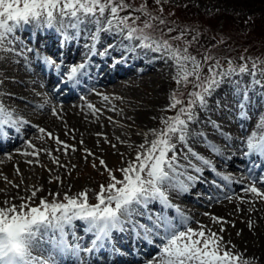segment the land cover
<instances>
[{"label":"bare ground","instance_id":"bare-ground-1","mask_svg":"<svg viewBox=\"0 0 264 264\" xmlns=\"http://www.w3.org/2000/svg\"><path fill=\"white\" fill-rule=\"evenodd\" d=\"M73 20L77 24L83 22L80 12L74 14ZM84 21L85 27H88L90 32L92 22L88 19ZM66 23L67 40L64 43H57L62 41L63 37L56 27L55 31L45 30L44 33L47 37V41H44L45 48L53 46V52H56L57 48V58L62 61L60 74L64 81L59 88L66 86L64 95H59L58 90L55 89L59 82L57 78L60 75L55 76L50 73L47 79L38 75L43 72L41 66L43 56L38 57L37 61L32 63L22 52L18 53V48L11 41L0 39V125L7 128V136L5 135L3 140L0 131V172L4 171L1 178L5 177V182L0 183V234L3 231V221L20 204L32 198H41L49 192L64 189L63 177L56 184H48L42 172L30 180L32 184L30 182L25 185L21 184L16 178L18 174L29 175L33 168L31 166L33 161L41 159L48 164L47 177L62 175L65 151H59L54 146H44L43 141L41 142L42 136L51 138L58 145L69 140L80 141L83 138L97 137L100 132L106 131L107 126L105 116L103 117L96 111V108L99 110V107L103 105L106 107L104 109L106 113L115 118V120L111 119L113 129L109 128V132H113L114 135H118V132H127L130 138V134L134 135L139 132V128H136L139 126L146 131L139 132L142 140H145L152 130L153 123L145 119L154 111L153 108L152 110L145 109L143 112L139 111L136 115L121 114L111 110L112 104L108 102L106 96L109 95L112 82L123 81V77L127 78L129 74L135 75L133 72L136 64L144 66L140 70L142 75L153 71V67L157 68V64L170 62L168 56L164 57V54L159 52L150 54V50H141L140 47H135V50L129 53L122 50L121 46H117L118 40L116 39L113 50L120 58L114 65L111 66L106 62V60L111 61L109 57L91 56L80 71H77L72 65L76 59L83 58L85 47L82 42L71 37L72 29L68 26V22ZM77 24L78 29L80 25ZM110 26L111 23H106L102 33L96 30L95 33H88V35L93 34L96 35L95 37L98 34L100 36L109 35ZM19 33L25 35L18 36L20 44H24L26 36L31 37L25 27ZM7 38L9 39L8 36ZM88 49L93 50L91 46ZM122 51L126 52L123 57L121 56ZM156 55L158 58L155 61L153 57ZM33 64L37 66V69L32 71ZM68 69H72L70 75L64 72ZM30 72L37 75L35 82L30 81L28 76L26 77V74ZM239 80L242 81L239 83L230 78L222 80L218 90L210 91L211 100L209 101L208 96H205L201 101L199 105L201 112L196 110L186 120H182L174 137L169 140V145L174 146L171 157L159 171L156 181L158 193L154 192L155 196L140 193L119 206L115 221L124 227L123 230L115 226L111 227L112 222L110 221H90L86 224L76 214L71 215L76 220L75 223H71L67 215L64 229L74 230V234H79V237L83 236L84 241H91L89 245H92V249L88 252L84 251V255L88 254L87 257L90 259L97 257L110 259L109 262L96 261L95 264H168L170 262L174 264L176 260L173 257L172 240L157 234V225L152 216L162 213L164 207L161 201H163L167 204L170 214L180 221L181 226L194 220L189 228L198 226L208 229L214 235L220 234L231 243L238 254L252 256L258 262H264V157L261 158L250 147L245 155H241L240 151L228 154L227 148L220 146L211 135L203 130L207 121L205 123L206 115L202 112L217 107L219 99L226 93L232 92L231 90L236 88L242 90V88L249 87L246 85V82H249L247 73H241ZM153 82L155 84V81ZM231 85L235 87L231 88ZM102 89H104L103 92H101ZM154 89L158 94L157 99L160 105L165 101V98L159 97L160 93L166 92L165 86L156 85ZM43 93H48L50 96H44ZM23 102L27 103L24 107L17 105ZM248 106L246 104L245 110L252 113ZM21 108H23L22 111ZM260 112L264 116V109H260ZM13 118L19 120L14 121ZM219 125L220 127L217 126L216 129L222 133L220 128H225L226 125L221 123ZM225 132L236 137L232 130ZM212 135H221L225 138V135L218 132ZM252 138L253 132H249L247 137H244L245 140L232 144L236 145L239 150L244 148ZM136 139L134 136L135 143ZM262 146L264 147V140L261 141L258 149ZM212 157L219 160L212 161ZM195 159L202 161V165ZM236 160H241V163H237ZM254 160L258 162L257 166L252 165ZM201 172L212 174L214 182L201 183ZM217 183L226 186V191L220 190ZM199 189L210 191L212 194L209 195L210 199H204L206 208L196 215L191 206L199 202L188 191L195 192ZM133 217L144 218L150 230L139 226L140 224H135L134 227ZM61 222L63 223L62 220ZM59 223L53 220L49 223L42 221L27 227L19 236L18 248L14 250L13 257L8 254L6 244L0 241V264H7L10 258H12L11 264H73L71 252L61 257L53 256L55 250L51 240L58 237ZM107 227L112 228L111 235L117 239V245L129 249L127 256L123 255L121 248L117 249L114 245L112 248L103 247L108 244L105 237ZM161 240L163 243L159 245ZM81 247L83 244L75 249L78 250ZM36 249L45 253L47 256L45 261L38 257ZM55 253L58 255V250Z\"/></svg>","mask_w":264,"mask_h":264},{"label":"rangeland","instance_id":"rangeland-1","mask_svg":"<svg viewBox=\"0 0 264 264\" xmlns=\"http://www.w3.org/2000/svg\"><path fill=\"white\" fill-rule=\"evenodd\" d=\"M0 1H2L3 5L5 3L12 5L10 3L11 0ZM142 2H134L138 10L153 14L158 21H167L171 23L173 20H178L187 25H196L194 21L189 22L187 19H184L182 16L183 14L175 15L170 9L164 8V10L157 7L159 6L158 4L155 6L149 4L145 0ZM187 2L197 6L199 10L205 13L222 10L239 14L241 17L245 18L257 14H264V0H187ZM88 7L84 5L76 6L75 8L65 7L60 9L61 11L56 10V12L51 15L39 11L38 13L32 11L20 15L19 17H10L7 20H3L1 17L2 12H0V39L2 38L7 42L11 41L14 46L18 48V53L22 52L31 62L32 60H34V62L37 61L38 56H43L41 60L42 63H44L46 71L38 75L47 79L51 71L60 75L61 78H57L59 81L62 80V75L60 74L62 62L57 58V48L55 49L56 52H53V46L51 48H45V46H43L44 41H47V37L44 33L46 32L45 30L55 31L54 28L56 27L61 37H63L62 41H58L57 43H64V41L67 40L68 27L66 28V22H68V26L72 29L71 37L76 39V41L79 40V42H82L85 47L83 58L76 59L72 65L73 69L77 71H80L86 63V60H89L91 56H98L101 58L109 57L111 61L106 60V62L110 63L111 66L114 65L120 58L113 50L115 46L114 42L117 40V46H121L122 50L124 49L129 53L134 51L135 47H140L141 50L145 51L150 50V54H157V52L163 53L164 57L168 56L170 62L157 64V68L154 66L153 71L142 75L140 74V70L144 66L136 64L135 71L133 72L135 75L129 74V77H123V81L117 80L115 83L112 82L109 95L106 96L108 102L112 104V106H110L111 110L121 114L131 113L132 115H136L139 111L143 112L145 109L152 110L153 108L154 111L145 119L153 123L152 130L150 131V136L145 140H142L139 134V132L144 133L145 130L139 126H136V128H139V132L134 135L130 134V138L127 132H118V135H114L113 132H109V128L113 129V122L111 120L113 117L111 114L106 113L104 110L106 107H103V105L99 107V110L96 108V111L102 114L103 117L105 116L107 126L106 131L103 130L97 137L92 136L89 139L83 138L80 141L69 140L63 142L64 144L60 143L58 145L55 144L51 138L42 136L41 142L43 141L42 144L44 146H54V148L57 147L56 149L59 151H65L62 175H52V178H49L50 176L47 177V174H49V167L46 161L41 159L39 161H33L31 164L33 168L29 175L23 176L18 174L16 178L21 184L25 185L27 182L32 184L33 182L30 180H33V178L40 175L42 172L45 174V181L48 184H56L58 180L63 177L65 182L64 189L58 192L57 190L52 193L49 192L48 195L41 198H32L20 204L6 217V221L4 220V223H2L3 231L0 234V241L6 244L8 254H10L11 257H13L14 250L18 248L20 234L27 227L35 225L36 222L46 221L49 223L53 220L60 222L58 224V227H60L58 237H56L55 240H51L55 252L58 250V255L54 252L53 256L61 257L71 252L72 254H70V256L73 264H95V259L87 257L88 254L84 255L85 252L92 249V245H89L91 241H84V237H79V234H74V230L64 229L67 215L71 223H75L76 221L71 215L76 214L80 216L86 224L90 221H110L112 222L111 227L115 226L118 227L119 230H123L124 227L115 221L119 206L134 195L146 193L155 196L154 192L158 193L156 181L159 171L165 165L168 158L171 157L172 147L174 146L169 145V140L174 137L175 131L181 125V122L186 120L188 116H191L194 111L198 110V112H201L199 107L201 101L204 100L205 96H208V100L210 101V91L218 90L222 84L221 81L226 78L233 79L240 83L242 81L239 80L241 73H247L250 83L246 82V85L249 87L242 88V90H238V88L235 90L230 89L232 92H228L225 96L221 97L217 107H212V110L207 109L202 112L206 115V117H204L205 123L207 121L203 130L211 135L220 146L227 148L228 154L240 151L241 155H245L248 152V147H250V149H254L255 153L259 154L261 158L264 157V147L262 146L258 149L261 141L264 140V116H262L260 112V109H264V63H251L233 67L216 66V79L197 97L194 95L195 100L193 104L185 113L177 118L170 115V109L174 100V92L182 81L183 76L197 67L196 59L186 53L184 46H173L172 44L170 46L157 36H150L148 42L144 41L134 33L131 27L118 19L113 11L114 7L112 5H106L101 10L98 8V11ZM79 12L83 22H85L84 20L86 19L92 22L90 23L92 25L90 32L83 22L77 24V22L73 20L74 14ZM179 17H181L180 19L182 20H179ZM106 23H111L109 31L110 36H100L98 34L97 37H95L96 35L93 34L88 35V33H95L96 30L102 33V31L105 30ZM76 24L80 25L79 28H81V30H79V28L77 29ZM24 27L31 37L26 36L24 44H20L18 36H25L19 33ZM161 31L163 33H168L166 28H161ZM89 46H91L93 50H89ZM126 52L122 51L121 56H125ZM153 58L156 61L158 56L156 55ZM32 67V71L37 69L35 64H33ZM64 72L66 75H70L72 69L65 70ZM27 76L30 81L35 82V80H37V75L31 72L26 74V77ZM153 81H155V84H153ZM156 85H163L166 90L165 93L159 94L160 98H165V103L163 102L160 105L157 99L158 94L154 89ZM234 87L235 85H231V88ZM64 89L65 87L59 89L58 94L61 95L62 93V95H64ZM103 91L104 89L101 90V92ZM43 95L50 96L48 93H43ZM49 101L51 102V100ZM26 104L27 103L23 102V104L17 105L24 107ZM246 104L249 105L248 107L251 109L252 113L245 110ZM94 106H96V104H94ZM20 110L22 111L23 108ZM113 119L115 120V118ZM13 120L18 121L19 119L13 118ZM123 123L128 125L126 122ZM219 123L226 125L225 128H220L222 133L216 129L217 126L220 127ZM224 130H232L236 137L227 134ZM0 131L1 139L3 140L5 135L7 136V128L0 125ZM214 132L225 135V138L221 135H212ZM249 132H253V138L244 148L238 150L236 145L233 146V144H236L238 141L245 140L244 137H247ZM134 136L137 138L136 143ZM230 139H232V141ZM227 140L231 142L229 143ZM48 154L47 152V157ZM218 160V158L212 157V161ZM148 161L152 162L151 177L146 178L147 173L145 172L144 178H141V183L136 185L133 184L135 178H138L140 170L145 168L144 163ZM195 161L198 160L195 159ZM198 162L202 165V161ZM236 162L240 164L241 160H236ZM257 164L258 162H256V160L252 162L253 166H257ZM216 171L218 170L216 169ZM1 174L3 175L4 171L0 172V183H3L5 182V177L2 179ZM201 175V183L207 184L214 182L212 174L201 172ZM217 186H220L219 188L222 191H226L227 189L226 186L220 184ZM188 192L189 194L191 192L190 195L192 197L198 199L199 203H193L191 206L192 211L198 215L201 210L206 208V206H204V199H210L209 195L212 193L201 189L195 192ZM161 203L164 207L162 213L152 215L157 225L156 231L157 234L162 237L171 238L170 240H172L174 249L173 257L178 264H264V262H258L257 259L252 256L238 254L231 243L225 240L224 237H221L220 234L214 235L208 229L198 226H191V228H189V226L194 223V220L181 226L180 221L167 210V204L163 201H161ZM134 219L135 220H132L134 227L135 224H140L139 226L150 230L144 218L135 217ZM111 227L106 228L105 237L108 244L103 247L111 248L112 245H114L117 248H121L123 255L127 256L129 249L117 245V239L110 235L112 232ZM13 228H15L14 231H12ZM34 231L36 232L38 230ZM162 243L163 241L161 240L159 245ZM81 244H83V247L76 250L75 247H80ZM36 252L39 255L38 257L45 261V258H47L45 253L38 249H36ZM97 260L104 261L110 259L98 257ZM11 261L12 258L8 259L7 264H11ZM176 262L174 261V264H176ZM168 264H173V262Z\"/></svg>","mask_w":264,"mask_h":264},{"label":"trees","instance_id":"trees-1","mask_svg":"<svg viewBox=\"0 0 264 264\" xmlns=\"http://www.w3.org/2000/svg\"><path fill=\"white\" fill-rule=\"evenodd\" d=\"M142 1L11 0L12 5L9 3L3 5L0 1V12L3 20H7L32 11L52 14L63 7H75L82 3L92 8L112 5L119 19L143 40L157 36L170 46L171 44L184 46L186 53L196 59L197 67L187 72L175 89L170 115L177 118L193 104L194 95L197 97L215 80L216 66L233 67L264 63V14L245 18L222 10L205 13L187 0H145L151 5L158 4L159 8L170 9L175 15L183 14L184 19L194 21L196 24L187 25L178 20L171 23L158 21L153 14L139 11L134 2ZM180 18L179 20H182ZM161 28H166L168 33H163ZM149 168L150 166L146 165L142 174L145 175V172L148 174Z\"/></svg>","mask_w":264,"mask_h":264}]
</instances>
